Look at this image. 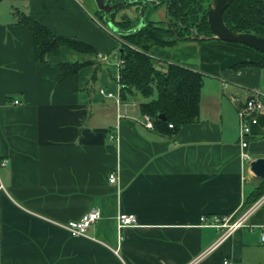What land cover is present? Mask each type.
<instances>
[{
	"label": "crops",
	"instance_id": "crops-1",
	"mask_svg": "<svg viewBox=\"0 0 264 264\" xmlns=\"http://www.w3.org/2000/svg\"><path fill=\"white\" fill-rule=\"evenodd\" d=\"M19 12L97 53L61 47L38 64ZM150 53L159 67L205 76L198 120L175 133L143 125L140 94L120 106L100 94L117 91L119 40L82 0H0V264H264V201L241 213L261 179L250 163L264 157V109L248 137L250 161L241 158L238 120L252 94L264 107V68L225 43L181 41ZM77 62L88 64L61 79L60 64ZM93 208L101 219L72 237L63 225ZM120 213L138 225L119 232ZM234 215L245 226L221 241L201 222Z\"/></svg>",
	"mask_w": 264,
	"mask_h": 264
},
{
	"label": "trees",
	"instance_id": "trees-1",
	"mask_svg": "<svg viewBox=\"0 0 264 264\" xmlns=\"http://www.w3.org/2000/svg\"><path fill=\"white\" fill-rule=\"evenodd\" d=\"M159 1L161 4L152 11L165 5L167 26L146 21L145 26L134 34L116 35L119 40L120 59L123 60L118 82L121 88V99L125 100L133 92L148 99L140 103L143 115H149L152 118L155 131L170 134L198 120L205 76L175 63L159 67L155 65V58L151 56L150 49L154 46H172L181 41H201L197 38L198 35H211L207 21V4L210 0ZM132 5L137 4H128L123 9ZM97 12L103 20L102 13ZM223 17L226 25L233 31L264 37V0H235L226 9ZM137 21L138 18L135 20L127 15L119 20L116 14L113 17V23L123 30L134 27ZM18 23L26 25L32 32L34 58L38 64L47 62L49 57L56 55L61 47H68L79 53H97L96 49L80 39L59 36L31 16L21 12L18 15ZM193 29H195L194 33ZM223 43L254 52L258 59L247 64L264 68L263 53L245 45ZM87 64L88 62L60 64L61 79L74 74ZM159 115H164L166 120L159 119ZM170 124L172 128L169 127ZM259 181L256 188L247 196L241 213L264 195V179Z\"/></svg>",
	"mask_w": 264,
	"mask_h": 264
},
{
	"label": "built area",
	"instance_id": "built-area-1",
	"mask_svg": "<svg viewBox=\"0 0 264 264\" xmlns=\"http://www.w3.org/2000/svg\"><path fill=\"white\" fill-rule=\"evenodd\" d=\"M100 58L104 59L106 61V55L99 54ZM123 60L120 59L119 63L117 64V75H116V82H117V91L115 93L107 92L104 89L100 90V94L105 95L107 98H112L115 100V103L117 106H120L122 103L121 99V92H120V84H119V71L122 67ZM15 104H19V101H15ZM263 103H262V97L259 92H256L250 96L247 101L244 103L242 107L238 110V120H239V144L242 148L241 158L244 161H250L251 157L249 153L246 151V148L248 147V137L253 133L254 127L258 125L259 122V116L261 115L263 111ZM144 123L143 125L150 129L154 130V122L152 118L149 115H144L143 117ZM170 128L173 126L170 124ZM110 140L112 141H118L119 135L116 131H114L110 135ZM118 181V175L117 173H111L109 175V183L116 184ZM264 197L262 199H259L257 202H255L250 209L246 211V215L258 207L263 203ZM242 216V215H241ZM236 217L230 216V217H214L211 221L207 219V217H201V222L207 226V227H214L218 230H220V241L228 237L232 232L235 230L245 226V217ZM101 219V211L98 208H93L86 214H84L80 219L73 220L68 222L67 224H64L63 227L68 231V233L72 237H85L87 235V232L91 226L96 224ZM138 225L137 219L132 214H124L120 213L117 217V227L119 232H121L126 227H135ZM260 242L261 244H264V226H261V235H260ZM122 237L120 236V239ZM116 254H118V251H115ZM121 264H126L121 259ZM225 264H234L231 261H225Z\"/></svg>",
	"mask_w": 264,
	"mask_h": 264
},
{
	"label": "water",
	"instance_id": "water-1",
	"mask_svg": "<svg viewBox=\"0 0 264 264\" xmlns=\"http://www.w3.org/2000/svg\"><path fill=\"white\" fill-rule=\"evenodd\" d=\"M234 1L235 0H210L207 4V21L211 30V35H198L197 38L201 41L212 40L241 44L264 54V37L252 33L233 31L224 22L223 14ZM94 2L98 11L102 13L103 21L107 24L108 28L114 34L120 36L131 35L138 32L145 26L147 15L161 4L159 0H141L136 25L128 30H123L113 23V17L119 10L123 9L128 4H138L139 0H125L117 3H113V0H94ZM159 119L165 121L166 117L164 115H159ZM250 170L256 177L264 179V157L253 160L250 163Z\"/></svg>",
	"mask_w": 264,
	"mask_h": 264
},
{
	"label": "rangeland",
	"instance_id": "rangeland-1",
	"mask_svg": "<svg viewBox=\"0 0 264 264\" xmlns=\"http://www.w3.org/2000/svg\"><path fill=\"white\" fill-rule=\"evenodd\" d=\"M83 5L93 14L96 15L100 20H102L97 12L96 6L94 4L93 0H82ZM138 8L139 5H132L129 6L125 9H122L117 15L116 18L119 20L122 18V16L127 15L132 19H137L138 18ZM146 21H154V22H158V25L160 26H167V19H166V8L165 5L164 6H160L159 8H157L156 10L152 11L150 14L147 15V18L145 20ZM104 27L108 30L109 33H112L114 36H116V34H114L107 26V24L105 22H103ZM198 42L199 46L202 47H212L214 46V44L216 43H223L220 41H212V40H208V41H196ZM245 49V48H243ZM247 50V49H246ZM250 51V50H248ZM118 52V51H117ZM256 58L257 55L250 51ZM113 56V55H112ZM152 56V55H151ZM258 59V58H257ZM157 60V59H156ZM138 95V94H137ZM134 98V97H133ZM136 99H138L140 102L143 101H147L148 99L143 98L141 95L136 96ZM250 209V207H249ZM248 210V209H247ZM246 210V211H247Z\"/></svg>",
	"mask_w": 264,
	"mask_h": 264
},
{
	"label": "flooded vegetation",
	"instance_id": "flooded-vegetation-1",
	"mask_svg": "<svg viewBox=\"0 0 264 264\" xmlns=\"http://www.w3.org/2000/svg\"><path fill=\"white\" fill-rule=\"evenodd\" d=\"M120 0H118V1H116V0H113V3H117V2H119ZM140 6V5H139ZM139 9V8H138ZM122 10V9H121ZM121 10H119L117 13H116V15L121 11ZM167 13V12H166ZM193 33L195 32V29H193V31H192ZM196 34V33H195Z\"/></svg>",
	"mask_w": 264,
	"mask_h": 264
}]
</instances>
